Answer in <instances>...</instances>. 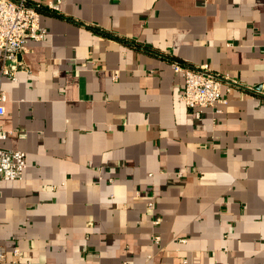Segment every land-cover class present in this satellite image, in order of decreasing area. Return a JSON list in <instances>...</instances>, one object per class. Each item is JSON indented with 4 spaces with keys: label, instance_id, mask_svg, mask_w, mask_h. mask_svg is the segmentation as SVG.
Instances as JSON below:
<instances>
[{
    "label": "crops",
    "instance_id": "crops-1",
    "mask_svg": "<svg viewBox=\"0 0 264 264\" xmlns=\"http://www.w3.org/2000/svg\"><path fill=\"white\" fill-rule=\"evenodd\" d=\"M48 1L0 77V147L26 154L0 180L7 264H264V0ZM169 57L243 87L195 118Z\"/></svg>",
    "mask_w": 264,
    "mask_h": 264
},
{
    "label": "built area",
    "instance_id": "built-area-1",
    "mask_svg": "<svg viewBox=\"0 0 264 264\" xmlns=\"http://www.w3.org/2000/svg\"><path fill=\"white\" fill-rule=\"evenodd\" d=\"M59 12V1H48L46 4H36L30 0H0V77L16 80L18 70L24 69L23 61L18 54L26 51V39L40 40L46 34V28L40 23V9ZM175 73L181 75L183 84L180 99L190 109L195 118L204 115L205 109L215 113L222 111L219 104L226 103L221 95V86L233 88L243 87L238 81L227 74L216 73L208 63L189 65L177 60H169ZM253 91L254 88L250 87ZM6 93L0 89V117L5 113ZM10 131L0 124V140L5 139ZM26 167V154L22 150L0 147V180H15L22 176ZM144 194L145 213L153 225L160 223V216L155 213V196L151 190L138 191ZM184 239H180V242ZM152 242H160L158 233L152 234ZM12 263L17 264L20 250L13 249ZM6 250L0 245V264H7Z\"/></svg>",
    "mask_w": 264,
    "mask_h": 264
},
{
    "label": "trees",
    "instance_id": "trees-1",
    "mask_svg": "<svg viewBox=\"0 0 264 264\" xmlns=\"http://www.w3.org/2000/svg\"><path fill=\"white\" fill-rule=\"evenodd\" d=\"M40 10H41V9H40ZM169 60H177V61H179V62H181V63H184L182 60H179V59L174 58V57H169Z\"/></svg>",
    "mask_w": 264,
    "mask_h": 264
}]
</instances>
